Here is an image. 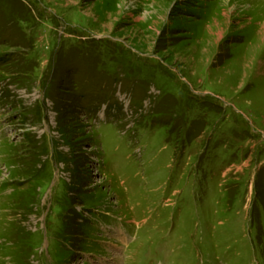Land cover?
Here are the masks:
<instances>
[{
    "label": "rangeland",
    "instance_id": "1",
    "mask_svg": "<svg viewBox=\"0 0 264 264\" xmlns=\"http://www.w3.org/2000/svg\"><path fill=\"white\" fill-rule=\"evenodd\" d=\"M263 34L264 0H0V264H264Z\"/></svg>",
    "mask_w": 264,
    "mask_h": 264
},
{
    "label": "bare ground",
    "instance_id": "2",
    "mask_svg": "<svg viewBox=\"0 0 264 264\" xmlns=\"http://www.w3.org/2000/svg\"><path fill=\"white\" fill-rule=\"evenodd\" d=\"M262 32V31H261ZM264 35V34H263ZM252 62V61H251Z\"/></svg>",
    "mask_w": 264,
    "mask_h": 264
}]
</instances>
